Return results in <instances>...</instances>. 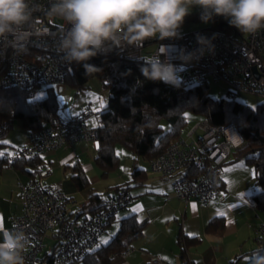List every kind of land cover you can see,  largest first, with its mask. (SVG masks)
Instances as JSON below:
<instances>
[{
  "label": "built area",
  "instance_id": "built-area-1",
  "mask_svg": "<svg viewBox=\"0 0 264 264\" xmlns=\"http://www.w3.org/2000/svg\"><path fill=\"white\" fill-rule=\"evenodd\" d=\"M53 2L30 0L35 9L32 27L10 37L8 42H0V89L47 88L62 82L69 73L73 63H66L58 51L59 40L67 25L60 17L48 14ZM196 13L200 16L198 9ZM213 21L223 23L227 28L216 27L218 31L211 30L215 27L192 29L185 20L180 39L147 41L143 48L113 51L106 56L144 64L141 59L159 54L162 51L160 45L164 44L173 46L172 63L180 66L183 62L177 58L179 53L175 50L198 52L197 36H203L211 41L213 50H204L198 59L181 68L180 84H205L208 87L223 84L231 94L256 96L264 104V30L243 35L222 17ZM150 45L153 50L144 57L143 52ZM99 116L100 113L85 108L77 115L58 117L43 129L30 132L28 144L12 149L8 161L40 156L78 143L98 149ZM92 118L96 120L94 125H90ZM242 145L243 140L234 126H213L203 119L192 126L186 138L170 144L162 155L151 160L148 169L158 177L172 178V191L183 202L208 205L220 194L223 166L229 161L231 152ZM190 167L196 174H192ZM49 173V169L40 164L28 180L19 185L21 211L10 219L11 228L24 231L29 239L24 254L26 264H75L97 243L109 220L127 208L133 195L127 189H120L112 195L100 196L97 211L91 213L81 207L73 211L75 202L45 183ZM253 241L257 251L264 249V223L253 229ZM48 242H51L50 246ZM130 252L128 246L112 257H125ZM148 263L165 264L155 255L148 258ZM180 264L194 263L187 260Z\"/></svg>",
  "mask_w": 264,
  "mask_h": 264
},
{
  "label": "trees",
  "instance_id": "trees-1",
  "mask_svg": "<svg viewBox=\"0 0 264 264\" xmlns=\"http://www.w3.org/2000/svg\"><path fill=\"white\" fill-rule=\"evenodd\" d=\"M185 20V23L191 26L203 23L196 12ZM208 24V28H227L220 22L211 21ZM89 63L101 71L87 74L82 65L73 63V73H68L63 81L71 88L80 90L95 76L109 89L108 103L99 116L101 125L98 129V149L93 158L100 179H107L119 166L120 158L115 152L116 146H121L129 152L133 159L141 157L148 163L162 155L170 144L180 137L185 125L184 114L188 113L201 116L213 126L235 127L243 145L234 150L233 157L237 160L243 159L246 164L253 166L255 184L259 190L253 194L251 201L254 207L264 210L263 102L249 108L234 99H213L209 96L208 85L205 84H180L179 87H172L162 82L149 81L140 72L143 64L122 60L118 56L99 55ZM46 89V95L40 100L34 98L35 89H0V150L5 146L2 141L14 120L20 121L22 128L30 133L43 129L59 117L56 95L51 87ZM162 119L169 123L168 130L160 126ZM9 156H0V171L11 167L30 176L42 162L39 156L19 157L9 162ZM63 171L69 172L70 180L79 191L90 188V183L78 162L72 166H64ZM190 171L196 174L193 167H190ZM145 179L146 171L133 166L130 180L112 188L115 191L129 190L131 182L140 184ZM99 197L96 194L90 195L89 202L81 208L91 213L97 211ZM224 224L223 217H213L208 221L205 231L208 234H221ZM144 227L145 222L138 221L134 215L121 219L118 231L108 244L89 251L75 264H111L115 259L112 255L141 238ZM179 238V243L181 240L185 242L181 248L183 253L186 247L198 243L196 238Z\"/></svg>",
  "mask_w": 264,
  "mask_h": 264
},
{
  "label": "clouds",
  "instance_id": "clouds-1",
  "mask_svg": "<svg viewBox=\"0 0 264 264\" xmlns=\"http://www.w3.org/2000/svg\"><path fill=\"white\" fill-rule=\"evenodd\" d=\"M194 9L199 10L202 22L222 17L243 35L264 30V0H54L48 14L66 22L58 44L64 61L82 65L89 74L101 71L89 63L99 55L140 49L152 40L180 39L185 19ZM34 11L30 0H0V42L31 28ZM197 42L198 52L175 50L183 62L180 66L172 63L173 46L161 44L159 54L141 59L140 72L149 81L179 87L181 68L204 50H213L206 37L197 36ZM28 247L24 231L4 230L0 233V264H26ZM252 264H264V249L253 253Z\"/></svg>",
  "mask_w": 264,
  "mask_h": 264
},
{
  "label": "crops",
  "instance_id": "crops-1",
  "mask_svg": "<svg viewBox=\"0 0 264 264\" xmlns=\"http://www.w3.org/2000/svg\"><path fill=\"white\" fill-rule=\"evenodd\" d=\"M102 110L98 113H101ZM71 116H59V118ZM26 132L27 139L19 143V146H15V149H20L28 144L29 132L27 130ZM81 145L79 143L73 145L69 148L70 150L61 147L39 156L42 159L40 164L45 165L44 159L55 156L59 152L65 153V156L60 157V161L63 162L62 169L64 166H72L78 162L90 183V189L93 190V186L101 187L98 192L91 191L88 196H84L81 205L75 202V206L71 208L73 211L88 203L90 195H112L116 192L112 187L128 182L131 178L129 176L125 181L103 185L107 179H100L99 172L83 162L84 151H78ZM90 146L96 153L97 149ZM231 163L230 156L229 161L222 168L220 194L208 205H201L195 201L183 202L172 191V178L158 177L151 174L149 169H144L146 179L140 184L131 182L128 186L133 200L127 208L119 211L109 220L99 239L110 229L111 232L106 239H111L114 236L112 233L116 234L118 231L117 225L120 220L134 215L138 221L145 222L143 235L129 245L131 252L127 256L117 257L122 259L118 264H149L148 258L154 255L160 256L165 264H180L187 260H191L194 264H230V262L250 264L253 253L257 252L256 244L253 241V229L264 223V210L254 207L251 201V197L259 189H251L250 194L245 189V185L239 187L235 184L234 179L227 177L228 171L224 170L226 165ZM132 165L134 166V164ZM21 175L25 176L24 179L21 178ZM49 175L44 179L45 183H47L46 179ZM28 178L29 175L22 174L11 167L0 171V233L11 229L10 219L20 214L19 185L24 184ZM137 206H139L138 212L131 211ZM213 217H223L225 220L221 234H208L205 231L208 221ZM113 222H115L114 225H112ZM182 236L196 238L198 243L186 247L183 253L181 248L184 247L185 242L181 240L179 243V237Z\"/></svg>",
  "mask_w": 264,
  "mask_h": 264
},
{
  "label": "rangeland",
  "instance_id": "rangeland-1",
  "mask_svg": "<svg viewBox=\"0 0 264 264\" xmlns=\"http://www.w3.org/2000/svg\"><path fill=\"white\" fill-rule=\"evenodd\" d=\"M196 10L197 9H194L192 13L196 12ZM208 27L209 24L203 22L197 25H193L192 29H205ZM152 50L153 45L148 46L143 52L144 57L151 53ZM72 73L73 69L71 68L69 70V74ZM50 87L56 95L59 105L58 114L60 117L77 114L85 108L90 109L94 113H98L100 112V110L106 107L109 99V89L105 86V83L102 80L95 76L90 78L80 90L76 88H71L66 81L54 83ZM46 93L47 89L45 87L36 88L34 92V98L40 100L46 95ZM208 93L209 96L213 99H234L236 102H239L249 108H254L256 107V105L262 102L261 99L256 96L238 92L231 94L228 92V90L223 84H211L209 86ZM184 117L185 125L184 128L181 130L180 137L177 140L181 138H186V134L190 132L192 126L196 122H200L203 120L201 116L188 113L184 114ZM94 124L95 119L92 118L90 120V125ZM160 126L164 130L169 129V123L165 119L161 120ZM26 139V130L22 128L20 121L14 120L12 123V127L8 130L7 135L3 139V143L5 144V146L0 150V152H3L4 154L12 153V149H15V146H19V143L24 142ZM79 144L82 145L81 148L78 149V151H84V154L82 155L83 162L85 164H89L94 170L99 172L93 163V158L96 153L91 149L90 144ZM69 148L70 147H66L65 149L68 150ZM115 152L120 158L119 166L114 172L109 174L107 180L104 181L103 185L112 182L113 184H115L116 182H120L121 180H127V178L131 176V172L133 169L132 164H134V166L140 169H148V162L146 160L141 157H136L133 159V156L129 152L124 150L121 146H116ZM233 153L234 151H232L230 155L232 163L226 165V169H231V171H228L227 177L232 180L234 179L235 184H237L239 187L245 185V189L251 194V189H259V187L255 184L253 166H251L250 164H246L243 159H235V156L233 157ZM62 156H65V153L59 152L55 156H50L49 158L44 159L45 166L51 171L49 177L46 179V182L59 189L65 196L71 198L73 202H76L77 204L81 205L80 203L84 199V196H88L91 191L98 192L99 190H101V187L95 188V186H93V190L89 188L86 190L79 191L75 187V184L70 180L69 172L63 171L62 169L61 165L63 164V162L60 161V157ZM24 177L25 176L21 175L22 179H24ZM120 177L122 178L120 179ZM238 186L236 187L239 188ZM114 223L115 222H113L112 225H114ZM110 232L111 229L108 231V233L104 234L93 247L90 248V251L99 248L97 247L99 241L101 239H106L107 235H109ZM48 245L50 246L51 242H48ZM121 260V258H115L112 261V264H118Z\"/></svg>",
  "mask_w": 264,
  "mask_h": 264
},
{
  "label": "snow or ice",
  "instance_id": "snow-or-ice-1",
  "mask_svg": "<svg viewBox=\"0 0 264 264\" xmlns=\"http://www.w3.org/2000/svg\"><path fill=\"white\" fill-rule=\"evenodd\" d=\"M3 155H4V153L3 152H0V156H3ZM9 155H11V153H9ZM225 171H231V169H226ZM131 211L138 212L139 211V206H137L136 208H133ZM118 227H119V225H117V228ZM112 235H115V233H112ZM108 243H109V239H101L99 241V243L97 244V247H100L101 245H106Z\"/></svg>",
  "mask_w": 264,
  "mask_h": 264
},
{
  "label": "water",
  "instance_id": "water-1",
  "mask_svg": "<svg viewBox=\"0 0 264 264\" xmlns=\"http://www.w3.org/2000/svg\"><path fill=\"white\" fill-rule=\"evenodd\" d=\"M211 30H213V31H218V29H217V28H212Z\"/></svg>",
  "mask_w": 264,
  "mask_h": 264
}]
</instances>
